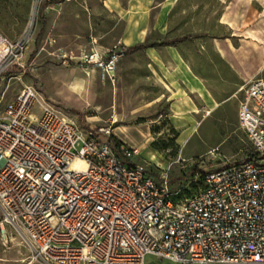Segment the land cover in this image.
Segmentation results:
<instances>
[{"label": "built area", "instance_id": "obj_1", "mask_svg": "<svg viewBox=\"0 0 264 264\" xmlns=\"http://www.w3.org/2000/svg\"><path fill=\"white\" fill-rule=\"evenodd\" d=\"M46 1L32 0L29 24ZM28 33L0 30V77ZM123 54L91 45L78 61L112 80ZM240 90L238 126L251 154L199 164L187 192V181L137 162L138 147L116 140L110 125L81 126L24 84L0 110V223L47 264H146L147 254L166 264H264V74Z\"/></svg>", "mask_w": 264, "mask_h": 264}, {"label": "rangeland", "instance_id": "obj_2", "mask_svg": "<svg viewBox=\"0 0 264 264\" xmlns=\"http://www.w3.org/2000/svg\"><path fill=\"white\" fill-rule=\"evenodd\" d=\"M161 1L53 2L43 13L39 7L29 24L32 0H0V30L12 38L29 30L22 57L0 77V110L31 84L77 124L110 125L116 138L138 147L137 162L174 182L194 165L211 168L219 159L250 155L237 120L239 88L249 77L230 68L219 44L255 60L254 75H263L264 0ZM138 42L148 45L126 50ZM91 45L123 47L112 80L81 68L80 50ZM171 50L204 79L208 96L174 75ZM145 261L168 262L154 254ZM0 264L47 263L15 228L0 223Z\"/></svg>", "mask_w": 264, "mask_h": 264}, {"label": "crops", "instance_id": "obj_3", "mask_svg": "<svg viewBox=\"0 0 264 264\" xmlns=\"http://www.w3.org/2000/svg\"><path fill=\"white\" fill-rule=\"evenodd\" d=\"M70 0H63L59 1V3H62L64 5L69 4ZM174 0H162L160 3L161 4H166V5H172ZM168 6L165 7L164 11L165 13L168 10ZM143 10V15L145 14L144 8ZM149 15V14H148ZM167 48L174 49L172 46H166ZM219 48L222 51L221 55L226 59V63L230 66V68L235 71L237 75H239L243 79H250L252 76H255L254 73L255 71V66L256 62L255 60L252 59H246L244 58L243 54L237 51L231 50V48L225 46L224 44H219ZM173 53H176L174 57L172 58V61H170V64H172L174 67L172 69L177 70L175 72V76L180 80L187 79L189 80L190 85L188 86L189 89H192V91H196L198 93H202L205 96H208V88L207 84L204 81V79L200 76L195 75L186 65L185 61L181 57V55L176 51V50H171ZM247 79V80H248ZM247 82V81H246ZM240 90V88H239Z\"/></svg>", "mask_w": 264, "mask_h": 264}, {"label": "trees", "instance_id": "obj_4", "mask_svg": "<svg viewBox=\"0 0 264 264\" xmlns=\"http://www.w3.org/2000/svg\"><path fill=\"white\" fill-rule=\"evenodd\" d=\"M61 0H49V1H46L42 8H41V12L43 13V9L45 8L46 5H48L49 3L51 2H59ZM148 44H145L143 42H138V43H135V44H132L130 46H127L126 47V50L127 51H133L135 49H138V48H141V47H144V46H147ZM114 136V134H112ZM114 138L116 140H119L118 138H116V136H114ZM200 169L197 165H194L191 169L189 170H184L182 172V174L180 175V177L178 178L177 181L175 182H188V184L184 185V189L189 192L191 191L192 189H194L197 185V182L193 179V175L195 174V172ZM174 183V181H172Z\"/></svg>", "mask_w": 264, "mask_h": 264}]
</instances>
